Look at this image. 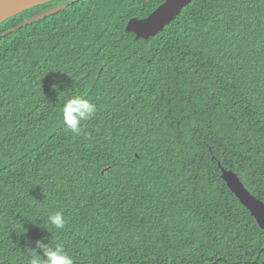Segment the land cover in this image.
Masks as SVG:
<instances>
[{
	"label": "trees",
	"instance_id": "16d2710c",
	"mask_svg": "<svg viewBox=\"0 0 264 264\" xmlns=\"http://www.w3.org/2000/svg\"><path fill=\"white\" fill-rule=\"evenodd\" d=\"M164 1L80 0L0 39V264H29L38 240L74 264H264L221 179L264 204V0H193L154 37L126 32ZM73 95L97 105L79 133Z\"/></svg>",
	"mask_w": 264,
	"mask_h": 264
},
{
	"label": "water",
	"instance_id": "95a60500",
	"mask_svg": "<svg viewBox=\"0 0 264 264\" xmlns=\"http://www.w3.org/2000/svg\"><path fill=\"white\" fill-rule=\"evenodd\" d=\"M56 0H0V24L6 20L37 6L47 4ZM80 0H73L68 5L52 9L44 14L32 18L15 29H12L0 36V39L7 36L17 29L26 27L30 24L41 21L47 17L53 16L68 6L73 5ZM193 0H165L152 14L144 19H131L126 25V32L133 34L136 40H147L162 32ZM221 168V166H219ZM221 179L225 182L228 189L246 208L253 217L258 227L264 231V204L252 196L249 191L240 182L238 177L232 172L221 168Z\"/></svg>",
	"mask_w": 264,
	"mask_h": 264
},
{
	"label": "clouds",
	"instance_id": "9594fccd",
	"mask_svg": "<svg viewBox=\"0 0 264 264\" xmlns=\"http://www.w3.org/2000/svg\"><path fill=\"white\" fill-rule=\"evenodd\" d=\"M54 91L59 85L53 83ZM97 111V105L81 95H73L64 101L62 106V120L64 126L73 133H79L82 122L91 119ZM48 224L56 229H63L66 221L62 212H55L48 217ZM36 248H28L29 264H74L73 258L65 251L63 245L52 247L42 240L36 242ZM42 253V255H41Z\"/></svg>",
	"mask_w": 264,
	"mask_h": 264
}]
</instances>
